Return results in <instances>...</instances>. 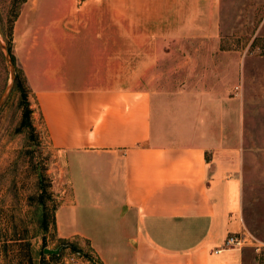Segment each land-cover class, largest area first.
Here are the masks:
<instances>
[{
	"label": "crops",
	"instance_id": "1",
	"mask_svg": "<svg viewBox=\"0 0 264 264\" xmlns=\"http://www.w3.org/2000/svg\"><path fill=\"white\" fill-rule=\"evenodd\" d=\"M37 15L23 2L11 54L63 154L69 197L56 237L88 239L101 264H258L264 239L250 217L254 207L264 220V68L253 54L224 48L219 34L146 36L141 23L135 84L79 86L82 19ZM241 233L257 247L216 251Z\"/></svg>",
	"mask_w": 264,
	"mask_h": 264
},
{
	"label": "rangeland",
	"instance_id": "2",
	"mask_svg": "<svg viewBox=\"0 0 264 264\" xmlns=\"http://www.w3.org/2000/svg\"><path fill=\"white\" fill-rule=\"evenodd\" d=\"M29 2L37 10L35 18L42 16L45 23L58 19L61 25L72 26L74 15L82 19L79 35L88 42L81 45L79 53L85 68L82 75L75 77L79 86L135 84L142 24L146 26V36L219 34L224 48L253 54L252 60L264 68V0H73L70 12L67 0ZM22 4L0 0V34L6 46L10 45V52L15 13L20 12ZM190 19H194L193 27L185 26ZM174 21L179 22V27L169 28ZM13 64L14 72L18 70L23 75L15 60ZM9 80L10 70L0 48V97ZM24 84L29 87L26 81ZM67 197L69 183L63 154L49 144L31 93L26 95L14 83L0 106V264L85 261L63 247L53 257L43 253L45 247L59 246L53 217ZM250 222L253 232L260 231L259 237L264 239V220L254 207ZM256 256L259 264L264 250L260 249Z\"/></svg>",
	"mask_w": 264,
	"mask_h": 264
},
{
	"label": "trees",
	"instance_id": "3",
	"mask_svg": "<svg viewBox=\"0 0 264 264\" xmlns=\"http://www.w3.org/2000/svg\"><path fill=\"white\" fill-rule=\"evenodd\" d=\"M14 1L25 2L26 0H14ZM18 14L19 12L15 13V17L18 16ZM8 49L10 51V45L8 46ZM11 57L14 62V57L12 56V54ZM25 81L26 78L24 74L20 75V73L17 70L15 72V81H14L15 86L22 89L24 93L27 95L30 92V89L29 87H26V85L24 84ZM44 215L46 216V212ZM53 221H54V217H53ZM59 245H61L64 249H69L71 253H74L79 257H82L84 260L88 261L89 264H101L100 259L95 255L88 239H85L80 236H73L71 238L59 239ZM51 256L53 257V255ZM259 264H264V258L261 259L259 257Z\"/></svg>",
	"mask_w": 264,
	"mask_h": 264
},
{
	"label": "water",
	"instance_id": "4",
	"mask_svg": "<svg viewBox=\"0 0 264 264\" xmlns=\"http://www.w3.org/2000/svg\"><path fill=\"white\" fill-rule=\"evenodd\" d=\"M0 48L3 52V55L7 61L9 70H10V80H9V84L7 87L6 92L0 97V106L2 105V103L5 101V99L8 97L9 93L11 92L13 85H14V81H15V72H14V64H13V60L11 57V53L8 49V47L6 46L1 34H0ZM61 245H59L58 247L51 249V248H47L45 247L43 249V253L45 254H49V255H57L60 252L61 249Z\"/></svg>",
	"mask_w": 264,
	"mask_h": 264
},
{
	"label": "built area",
	"instance_id": "5",
	"mask_svg": "<svg viewBox=\"0 0 264 264\" xmlns=\"http://www.w3.org/2000/svg\"><path fill=\"white\" fill-rule=\"evenodd\" d=\"M257 240L249 233L229 234L225 237L222 245L216 250L221 251L225 249L241 250L245 247H257Z\"/></svg>",
	"mask_w": 264,
	"mask_h": 264
}]
</instances>
